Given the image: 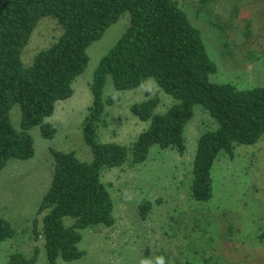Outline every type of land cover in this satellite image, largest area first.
Returning a JSON list of instances; mask_svg holds the SVG:
<instances>
[{"label":"trees","instance_id":"obj_1","mask_svg":"<svg viewBox=\"0 0 264 264\" xmlns=\"http://www.w3.org/2000/svg\"><path fill=\"white\" fill-rule=\"evenodd\" d=\"M198 1L212 4L215 0ZM124 13L127 24L99 58L90 83L92 100L82 136L91 159L81 160L73 150L50 148L53 172L37 208L42 213L46 264L79 259L84 254L79 247L81 230L114 223L113 201L102 181V170L122 165L129 155L133 163H140L154 145L184 151V126L194 105H201L216 123L197 140L189 187L197 202L214 196L212 167L217 156H231L237 144H253L264 135V85L239 87L212 81L216 64L201 31L175 0H0V170L12 158L33 155L29 132L33 126L44 137L54 135L55 127L45 119L58 100L72 94V82L88 62L86 48ZM44 16L54 17L62 32L24 66L21 51ZM108 76L119 90L135 88L150 78L176 102L164 112L154 111L159 103L156 95L131 104L130 111L148 121L146 129L130 145L100 141ZM15 104L20 109L18 128L10 119ZM151 207L150 200L142 199L140 217L146 218ZM15 233L12 223L0 217V247ZM258 237L264 240V226ZM36 253L26 257L20 251L9 252L5 264H34Z\"/></svg>","mask_w":264,"mask_h":264},{"label":"rangeland","instance_id":"obj_2","mask_svg":"<svg viewBox=\"0 0 264 264\" xmlns=\"http://www.w3.org/2000/svg\"><path fill=\"white\" fill-rule=\"evenodd\" d=\"M175 1L201 31L216 64L210 74L212 81L239 87L264 85V0ZM127 18L124 13L86 48L88 62L72 82V94L58 100L45 119L55 127L54 135L44 137L39 127L33 126L29 130L33 155L12 158L0 170V217L8 219L16 231L0 247V264H5L7 254L13 251L26 257L36 251L34 264H46L40 232L42 213L37 208L53 172L50 148L73 150L81 160L91 159L82 126L92 100L93 71L120 36ZM61 32L54 17L40 18L21 51L23 65H30ZM155 95L159 97L155 112H164L176 102L150 78L135 88L119 90L108 76L103 87L107 102L99 122V140L130 145L148 126V121L130 111V105ZM10 119L18 128V104L12 106ZM215 127L208 111L196 104L184 126L182 153L154 145L140 163H133L129 155L122 165L102 170V181L113 201L114 223L82 229L79 247L84 254L59 264H264V240L258 237L264 226V135L253 144H237L231 156H217L210 201L200 203L190 196L198 137ZM144 198L152 207L147 217L141 218L138 205ZM64 219L71 222L69 217Z\"/></svg>","mask_w":264,"mask_h":264}]
</instances>
